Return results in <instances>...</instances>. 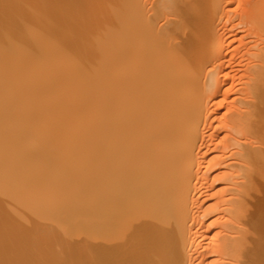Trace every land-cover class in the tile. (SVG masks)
<instances>
[{"label": "bare ground", "instance_id": "bare-ground-1", "mask_svg": "<svg viewBox=\"0 0 264 264\" xmlns=\"http://www.w3.org/2000/svg\"><path fill=\"white\" fill-rule=\"evenodd\" d=\"M0 264H264V0H0Z\"/></svg>", "mask_w": 264, "mask_h": 264}, {"label": "rangeland", "instance_id": "rangeland-1", "mask_svg": "<svg viewBox=\"0 0 264 264\" xmlns=\"http://www.w3.org/2000/svg\"><path fill=\"white\" fill-rule=\"evenodd\" d=\"M234 5L236 6V4H233V7H235ZM231 82H232V81L230 80V83H231Z\"/></svg>", "mask_w": 264, "mask_h": 264}]
</instances>
